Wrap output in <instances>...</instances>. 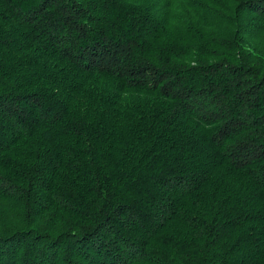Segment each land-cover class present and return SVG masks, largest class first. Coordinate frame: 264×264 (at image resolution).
Returning <instances> with one entry per match:
<instances>
[{
	"label": "trees",
	"instance_id": "obj_1",
	"mask_svg": "<svg viewBox=\"0 0 264 264\" xmlns=\"http://www.w3.org/2000/svg\"><path fill=\"white\" fill-rule=\"evenodd\" d=\"M0 264H264V0H0Z\"/></svg>",
	"mask_w": 264,
	"mask_h": 264
}]
</instances>
